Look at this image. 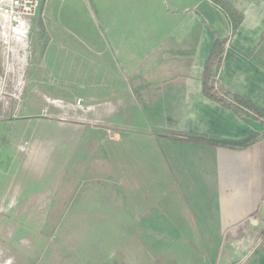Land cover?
I'll return each instance as SVG.
<instances>
[{
  "label": "crops",
  "instance_id": "crops-1",
  "mask_svg": "<svg viewBox=\"0 0 264 264\" xmlns=\"http://www.w3.org/2000/svg\"><path fill=\"white\" fill-rule=\"evenodd\" d=\"M226 1L234 30L211 0L34 13L0 66V264H264V125L202 93L226 40L218 83L264 112V0Z\"/></svg>",
  "mask_w": 264,
  "mask_h": 264
},
{
  "label": "trees",
  "instance_id": "trees-1",
  "mask_svg": "<svg viewBox=\"0 0 264 264\" xmlns=\"http://www.w3.org/2000/svg\"><path fill=\"white\" fill-rule=\"evenodd\" d=\"M211 1L217 4L230 19L232 29L234 30L240 21V15L238 14V12L226 0ZM225 42L226 40H220L219 38H216L212 45L203 69L202 93L209 99L232 109L239 117H249V114L244 110V108L247 109L255 120L260 121L264 125L263 111L259 110L254 105L239 97L238 95L226 91L218 83L214 69L217 67H221L223 64ZM259 137V135H252L244 142L237 145L250 144L258 140ZM262 220L264 222V214L262 216Z\"/></svg>",
  "mask_w": 264,
  "mask_h": 264
},
{
  "label": "built area",
  "instance_id": "built-area-1",
  "mask_svg": "<svg viewBox=\"0 0 264 264\" xmlns=\"http://www.w3.org/2000/svg\"><path fill=\"white\" fill-rule=\"evenodd\" d=\"M38 3L39 0H0V55L4 70L9 66L10 56L15 48L14 44H22L26 41L29 21ZM79 102L80 100L77 104ZM244 110L251 115L247 109L244 108ZM108 137H114L112 132H108Z\"/></svg>",
  "mask_w": 264,
  "mask_h": 264
},
{
  "label": "rangeland",
  "instance_id": "rangeland-1",
  "mask_svg": "<svg viewBox=\"0 0 264 264\" xmlns=\"http://www.w3.org/2000/svg\"><path fill=\"white\" fill-rule=\"evenodd\" d=\"M107 1L108 0H40L38 8L35 11L34 19L36 20V23L38 24V27L40 28L41 27L40 25L42 23L40 13H41V9H42L44 3L48 4V12L50 14H53L54 17H56L57 16L56 13L58 12L59 9L64 10V11L69 10L70 12L68 11V13H70V15H68V16H72V14L73 15H75V14L81 15L84 13V11L87 8L95 9L98 6L104 7L106 5ZM68 16L67 15L62 16L61 20L65 21L66 23H69V24L75 23V19L72 17L69 18ZM41 32H42V30H41ZM17 54L20 55V57L22 58V61H25L26 55H28L25 47L17 48ZM12 55H13V53H12ZM0 66H2V68L4 67V65L1 62V55H0ZM56 81L60 82V80H56ZM53 83L54 84H52V85H55V80H53ZM52 96H56V94H52Z\"/></svg>",
  "mask_w": 264,
  "mask_h": 264
}]
</instances>
